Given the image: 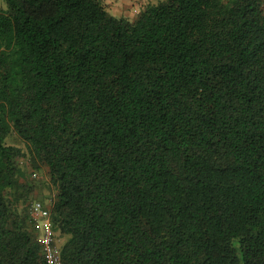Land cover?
I'll list each match as a JSON object with an SVG mask.
<instances>
[{
  "label": "trees",
  "instance_id": "obj_1",
  "mask_svg": "<svg viewBox=\"0 0 264 264\" xmlns=\"http://www.w3.org/2000/svg\"><path fill=\"white\" fill-rule=\"evenodd\" d=\"M5 3L0 264H264V0Z\"/></svg>",
  "mask_w": 264,
  "mask_h": 264
},
{
  "label": "built area",
  "instance_id": "obj_2",
  "mask_svg": "<svg viewBox=\"0 0 264 264\" xmlns=\"http://www.w3.org/2000/svg\"><path fill=\"white\" fill-rule=\"evenodd\" d=\"M30 211L33 215L34 221H44V224L41 228V240L43 244L44 256L46 258L47 263L59 264L60 258L58 250L55 245L53 232L48 221V209L40 201L36 200L31 204Z\"/></svg>",
  "mask_w": 264,
  "mask_h": 264
},
{
  "label": "crops",
  "instance_id": "obj_3",
  "mask_svg": "<svg viewBox=\"0 0 264 264\" xmlns=\"http://www.w3.org/2000/svg\"><path fill=\"white\" fill-rule=\"evenodd\" d=\"M105 8L118 17L134 18L137 13L149 4L159 0H101Z\"/></svg>",
  "mask_w": 264,
  "mask_h": 264
},
{
  "label": "rangeland",
  "instance_id": "obj_4",
  "mask_svg": "<svg viewBox=\"0 0 264 264\" xmlns=\"http://www.w3.org/2000/svg\"><path fill=\"white\" fill-rule=\"evenodd\" d=\"M0 7H3V8L6 7L5 0H0ZM36 196H39V195L36 193ZM39 199H40V198H39ZM43 224H44V221L42 220V223H40L41 228H42Z\"/></svg>",
  "mask_w": 264,
  "mask_h": 264
}]
</instances>
